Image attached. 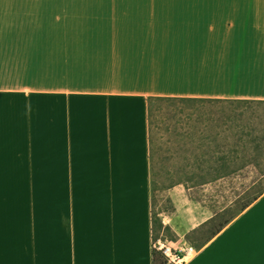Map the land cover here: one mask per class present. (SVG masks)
Segmentation results:
<instances>
[{"label": "crops", "instance_id": "obj_1", "mask_svg": "<svg viewBox=\"0 0 264 264\" xmlns=\"http://www.w3.org/2000/svg\"><path fill=\"white\" fill-rule=\"evenodd\" d=\"M156 98L264 101V0H0V264H154ZM194 249L264 264V194Z\"/></svg>", "mask_w": 264, "mask_h": 264}, {"label": "rangeland", "instance_id": "obj_2", "mask_svg": "<svg viewBox=\"0 0 264 264\" xmlns=\"http://www.w3.org/2000/svg\"><path fill=\"white\" fill-rule=\"evenodd\" d=\"M150 129L154 238L198 248L215 224L237 218L264 192V144L258 162H233L243 168L238 174L201 178L208 166L220 164L218 154L208 161V153L246 150L255 156L254 139L264 137V102L151 100Z\"/></svg>", "mask_w": 264, "mask_h": 264}, {"label": "trees", "instance_id": "obj_3", "mask_svg": "<svg viewBox=\"0 0 264 264\" xmlns=\"http://www.w3.org/2000/svg\"><path fill=\"white\" fill-rule=\"evenodd\" d=\"M172 100L171 98H156V99H152V100ZM175 100V99H173ZM179 100H188V99H179ZM245 102H264V101H247L245 100ZM218 138L215 137V140H217ZM254 142L256 143V154L254 157H251L250 155H248L249 153L244 150V151H239V150H233V151H229L227 149L223 150V151H213L212 153H208L209 154V159L208 161H212L213 155L218 154L217 158L215 160L219 161L220 164L219 166H208L204 171H205V175H203V179H207L209 181H218L220 179H226L228 177L234 176L236 174H238L243 168H239L234 166L233 162L236 161H241L242 163H244V166H248L249 164H252L254 162H258V157L260 156V154L262 153L263 147L262 145L264 144V137H258L256 139H254ZM212 154V155H210ZM239 163V162H238ZM264 194V192L262 194H260L259 196L255 197L253 199V201L247 203L246 205H244L242 207L241 213H243L247 208H249L255 201H257L262 195ZM234 219V218H233ZM225 220V221H220L218 224H213L215 227H213V230L211 232V236L208 240L214 238L218 233H220L229 223H231V221L233 220ZM217 218H213L212 221H216ZM160 226H162L160 224ZM157 238H154V240H156ZM200 247V246H199ZM153 263L154 264H169L167 259L158 251L154 250L153 252Z\"/></svg>", "mask_w": 264, "mask_h": 264}, {"label": "built area", "instance_id": "obj_4", "mask_svg": "<svg viewBox=\"0 0 264 264\" xmlns=\"http://www.w3.org/2000/svg\"><path fill=\"white\" fill-rule=\"evenodd\" d=\"M154 250L160 252L169 264H185L195 253L194 247L186 242L173 243L161 237L154 241Z\"/></svg>", "mask_w": 264, "mask_h": 264}]
</instances>
